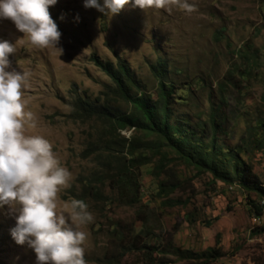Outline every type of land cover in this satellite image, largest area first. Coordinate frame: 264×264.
I'll return each mask as SVG.
<instances>
[{"label":"rangeland","instance_id":"1","mask_svg":"<svg viewBox=\"0 0 264 264\" xmlns=\"http://www.w3.org/2000/svg\"><path fill=\"white\" fill-rule=\"evenodd\" d=\"M188 2L194 5L190 13L174 5L144 10L127 5L119 14L108 15L107 9H86L84 0H58L49 12L62 33L58 44L62 54L55 47L32 45L11 20H0V39L15 44L12 66L30 73L22 98L37 126L29 134L46 137L72 173L70 187L59 193L61 205L82 193L81 181L103 174L108 169L106 158L112 156L106 151L85 156L103 126L96 119L80 120L74 115L78 101L100 103L106 87L114 85L95 58L114 66L119 59L125 61L153 94L158 82L151 67L163 60L168 72L165 82L178 86L171 122L180 123L183 116L191 115L199 118L192 121L202 129L215 120L219 160L228 158L229 149L243 147L242 158L264 189V148L258 149L264 138L260 127L264 121V0ZM99 3L103 5V0ZM253 51L259 53L261 65L243 58ZM219 85L227 86L222 97ZM119 105L130 110L128 103ZM132 132L121 135L129 138ZM208 133L214 134L210 126ZM169 154L173 162L166 167L173 169L181 184L170 198L186 205L163 206L165 199L159 196L155 177L157 157L140 169L138 203L118 201L109 189L104 203L87 200L94 220L81 226L87 235L83 245L86 264H97L104 255L117 222L120 235L127 234V224H136L154 247L174 236L178 247L200 253L219 240L223 256L212 264H264V214L257 217L249 204V199L260 201L258 193L245 190L242 183L247 181L242 176L231 186L225 185L215 181L213 174L197 173ZM223 170L234 176L232 167ZM15 225V213L8 205L0 207V264H35V253L12 238ZM167 258L169 264H189Z\"/></svg>","mask_w":264,"mask_h":264},{"label":"trees","instance_id":"2","mask_svg":"<svg viewBox=\"0 0 264 264\" xmlns=\"http://www.w3.org/2000/svg\"><path fill=\"white\" fill-rule=\"evenodd\" d=\"M259 57L257 51L243 55L245 60H251L255 65H261ZM95 62L111 78L114 85L106 87V92L102 93L104 99L100 103L85 99L78 101L74 115L80 120L96 119L103 126L97 140L90 143L85 150V156L100 151H106L112 156L106 158L108 169L103 174L81 181L82 193L76 199L85 203L90 199L94 203L102 204L108 199L105 190L109 189L118 195V201L136 204L140 201V169L153 164L160 157L155 168V177L159 179V196L165 199L163 206H185L186 202L170 198L181 186L177 176L171 172L173 169L168 170L166 167L167 163L173 162L169 156V153H173L178 160L197 170V173L209 172L213 174L215 181L225 185L231 186L235 178L242 176L247 181L242 183L245 190L257 192L260 199L259 202L249 199L254 214L257 217L263 216L264 189L258 186V178L253 174V168L242 158L243 147L229 149L228 158L219 160L221 148L216 142L219 126L215 120L206 122L202 129L192 121L199 118L191 115L183 116L180 123L171 122L176 102L174 95L178 86L172 85L171 81L170 85L165 82L168 72L163 60L151 67L158 82V89L154 94L147 91L125 61L119 59L116 66L111 62H100L98 58H95ZM225 80L228 81V78ZM226 87L219 85L221 97ZM183 100L180 96V103ZM120 102L128 103L130 110H122ZM209 126L214 131L212 136L208 133ZM260 127L264 129V121ZM123 131H133V134L126 138L121 135ZM206 141L210 144L207 145ZM259 141L258 149H263L264 138ZM226 166L232 167L234 176L225 174L223 169ZM162 176L164 179L161 180ZM119 223L113 225L112 236H109L107 243L109 247L97 260V264H169V256L189 264H212L223 256L219 240L215 247H209L200 253L178 247L174 236H167L154 247L145 240L143 231L137 230L136 224H127L130 227L126 229L127 234L120 235ZM142 223L146 224V221L143 220Z\"/></svg>","mask_w":264,"mask_h":264},{"label":"clouds","instance_id":"3","mask_svg":"<svg viewBox=\"0 0 264 264\" xmlns=\"http://www.w3.org/2000/svg\"><path fill=\"white\" fill-rule=\"evenodd\" d=\"M57 3L0 0V20H11L32 45L55 47L62 54L58 47L62 33L49 12ZM127 5L143 10L170 5L188 13L194 10L188 0H103V5L99 0H84L83 6L117 15ZM15 50V44L0 39V207L8 205L15 213L11 236L35 253V264H86L87 235L81 226L94 217L83 200L59 202L61 190L70 187L72 173L46 137L29 134L37 126L22 98L30 73L12 66L10 56Z\"/></svg>","mask_w":264,"mask_h":264}]
</instances>
